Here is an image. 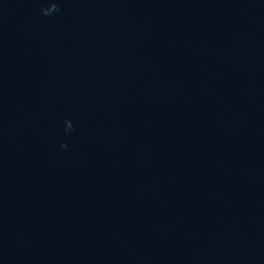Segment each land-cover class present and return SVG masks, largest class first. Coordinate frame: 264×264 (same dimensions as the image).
<instances>
[{
	"label": "water",
	"instance_id": "obj_1",
	"mask_svg": "<svg viewBox=\"0 0 264 264\" xmlns=\"http://www.w3.org/2000/svg\"><path fill=\"white\" fill-rule=\"evenodd\" d=\"M49 2L0 0V264H264V0Z\"/></svg>",
	"mask_w": 264,
	"mask_h": 264
},
{
	"label": "clouds",
	"instance_id": "obj_2",
	"mask_svg": "<svg viewBox=\"0 0 264 264\" xmlns=\"http://www.w3.org/2000/svg\"><path fill=\"white\" fill-rule=\"evenodd\" d=\"M49 6H52V8H53V11H59V7H58V4L56 3V0H50V2L48 3V6L47 7H49ZM44 8H46V7H44ZM44 8H42L41 9V12L43 13V9ZM53 11L51 12V13H48V14H44V15H51L52 13H53Z\"/></svg>",
	"mask_w": 264,
	"mask_h": 264
}]
</instances>
